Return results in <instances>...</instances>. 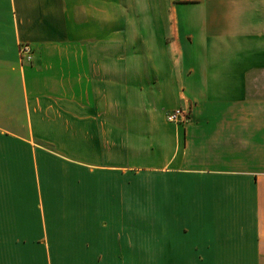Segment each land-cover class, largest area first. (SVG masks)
Masks as SVG:
<instances>
[{
	"label": "crops",
	"instance_id": "0c3cea01",
	"mask_svg": "<svg viewBox=\"0 0 264 264\" xmlns=\"http://www.w3.org/2000/svg\"><path fill=\"white\" fill-rule=\"evenodd\" d=\"M0 264H264V0H0Z\"/></svg>",
	"mask_w": 264,
	"mask_h": 264
},
{
	"label": "built area",
	"instance_id": "2783aa9c",
	"mask_svg": "<svg viewBox=\"0 0 264 264\" xmlns=\"http://www.w3.org/2000/svg\"><path fill=\"white\" fill-rule=\"evenodd\" d=\"M32 49L28 43H21L18 48L19 58L21 60L31 61L32 59ZM187 118L186 114L182 109L177 108L168 114L167 119L170 122H181Z\"/></svg>",
	"mask_w": 264,
	"mask_h": 264
}]
</instances>
